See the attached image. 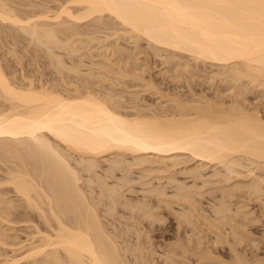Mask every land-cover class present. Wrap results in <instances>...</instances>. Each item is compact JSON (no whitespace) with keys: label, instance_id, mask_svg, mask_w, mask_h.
I'll return each instance as SVG.
<instances>
[{"label":"bare ground","instance_id":"6f19581e","mask_svg":"<svg viewBox=\"0 0 264 264\" xmlns=\"http://www.w3.org/2000/svg\"><path fill=\"white\" fill-rule=\"evenodd\" d=\"M60 1L50 10L45 0H0V264L21 255L31 264H150L142 243L150 234L140 229L163 220L161 204L176 216L173 256L212 264L221 260L215 242H225L224 264H264L236 247L255 242L245 229L250 212L223 199L242 186L261 198L264 173L219 185L213 216L197 201L201 192L175 175L203 178L213 163L234 175L250 159L264 166V116L241 101L243 81L264 91V0ZM141 40L173 78L187 79L197 62L217 65L236 88L233 99L161 94L164 104L154 109L124 94L117 86L125 79L159 93L138 72ZM76 43L109 53L81 74ZM25 52L35 67L44 55L55 75L18 74L23 65H13ZM133 168L141 197L132 196Z\"/></svg>","mask_w":264,"mask_h":264},{"label":"rangeland","instance_id":"374dc122","mask_svg":"<svg viewBox=\"0 0 264 264\" xmlns=\"http://www.w3.org/2000/svg\"><path fill=\"white\" fill-rule=\"evenodd\" d=\"M60 2H61L60 0H45L44 4L45 6L50 7V10L51 9L54 10L55 7L58 6ZM93 34H96V35H93ZM93 34H91V36L101 35V33H97V32ZM94 41L95 40H93L92 42ZM127 41L129 40H124L123 38H121L117 42L120 48L129 50L132 44ZM94 43H90L92 46L90 47L87 46V48L84 47L85 45L83 46L81 45L82 47L79 46L80 47L79 48L76 43V46H77L76 51H78V48L80 50L78 52H75L74 54L76 55L78 53L79 55L82 53L81 54V59H82L81 74H84L88 71V68L91 65L92 61H97L101 57L99 53L106 51L104 48H98V47L95 48L93 46ZM139 44L140 46H138V48L140 47V49L139 50L136 49V50L140 52L139 54L136 55V61L142 67L143 71L138 70V72L144 80L146 81L151 80L153 84L155 85V87L159 90V93L156 92L154 88L146 89L145 87H143L142 86L143 82L139 79H136V80L125 79L123 83H120L117 86V88L122 89L123 93L126 95H129L135 92L136 95H138L137 100L140 104L145 105V106L147 105L146 106L147 108L155 109L164 104V100L163 98H161V94H177V95H183V96L188 95L192 97L193 99H198L200 97H205L206 99L212 98L214 100L222 102L224 105H228L229 102L233 99V97L231 99V96H232L231 92H233L234 89L236 88H234L232 83L231 85L233 87L230 85L231 79H229L228 75H225L224 73L222 74L219 73L221 69L220 67H217V65L210 64L209 62H197V64H195L194 62L191 61V63L195 64V65L193 64V66H195L194 68H196L193 74L187 77V79H184V77L182 76L173 78L172 72L164 69L165 66L164 64H162L161 57L155 55L150 50L147 42L145 40H141ZM136 50H133V51L135 52ZM27 53L26 55L23 53L22 55H24V57L19 58L20 60H23V61L18 60V62L15 63V64L19 63L21 65L14 64L17 67V69L13 65V68L17 71L22 69V65H23V68L26 70L25 71L23 69L21 71H18V74L19 72H23V73L25 72L27 75L31 76L33 75L32 74L33 70L35 71V69L37 68V72H38L39 68H41L42 70L40 69L39 73H42L40 71H43L44 75L48 77L51 75L50 73H52V75H55L54 68L49 66L48 62H46L47 59L44 57V55H42V58L40 57L39 59L40 61L36 64L37 67H35L34 62L31 65L32 60L28 59L29 54L27 55ZM105 53L108 54L109 51L107 50ZM161 54H163V52H161ZM114 58L115 56L111 57V59H114ZM64 59H65L66 64H70L73 61L65 55H64ZM38 64L41 67H39ZM37 72H36V76L40 75ZM45 73H47L48 75ZM243 82H244V86L242 88V91H243L244 99L246 100H241L240 99L241 97H239L238 99L241 100L243 104L246 105L247 107L255 108V111H257L259 115L264 116V93H262L264 91H262L261 89H257L258 87L256 88L251 87V84H249L247 81H243ZM253 160L256 162L255 159ZM250 161L251 159L249 161L245 160V163L243 162L242 165L241 163H238V166L236 164V166H234V169L238 172V174L234 173V175L233 173H230L229 170L226 171L227 169L223 167L221 164H217V163L209 164V166L207 165L206 167H204L205 169L202 170V173H201L204 179L202 178V176L199 178L197 177V179L196 178L193 179L194 177L191 178L190 175L188 176L186 173L185 174L182 173V171L176 173L175 175H176L177 180L178 179L179 181L182 180V182L188 185L189 187L194 188L195 186V188H197V189L194 188L195 191L198 190L196 191L197 193L201 192L200 194H198V196H196L197 201L207 211V212L204 211L205 214L208 213L207 215L213 216L212 210L210 211L209 204H211V206H214L216 204L214 202H217L220 198H222L221 197L223 196L222 192L221 190L218 189L219 185L226 184V183L236 184L237 182L238 183L241 182L240 186H242L243 183L247 181L249 182L250 180H252L254 176L258 177L259 174L264 173V170H262L264 169V166L261 165V162L257 161V163H253L252 161L251 162ZM189 163H193V161L191 162L189 161ZM133 169H134L133 173L131 174L135 175L134 182H133L134 184L132 183L131 184L132 186H135L134 189L136 188L137 192H134L135 194L133 193L131 194H133L132 195L133 197H136V195L139 193L137 197H141L142 195H141V192L139 191L140 189L139 186L141 185L139 184V182L136 181L137 180L136 175H137L138 170L135 168ZM213 172H217L215 173L216 175L213 174ZM222 174H224L226 177L225 176L222 177ZM248 176H250L251 178ZM228 179L229 181H226ZM135 182L136 184H139V185H136ZM154 182H156V180H154ZM190 185H193V186H190ZM260 187L264 189V184L260 185ZM246 188L247 187L243 188L242 186V188L240 187L237 190L234 189L232 192V195L227 196V197L223 196V199L227 202V204L229 203L228 205L231 206L232 204L233 207L235 206V203H238V204L243 203L245 205L244 210H247V212L248 213L250 212L249 214H251L250 218L252 219V221L251 220L248 221L247 219L248 225L245 226V229L246 228L248 229V230L246 229V231H249L251 233V236L254 238L255 242L253 244V243H248L245 240L244 241L241 240L239 241L240 243L236 245V247L239 251H242L246 254L247 259L249 261L253 262L255 261L254 259H256L257 257L264 258V196H261V198H258V197L256 198L255 195H252L251 193L249 194L248 193L249 191ZM168 189L169 190L167 191L169 193L171 189L170 188ZM261 194L264 195V190H262ZM161 206L158 207L159 208L158 210H159V213L161 211V216H163V220L159 222H155L152 226H150L151 229H149V226H147L148 223L145 222L143 224V227L141 226L142 229H140L141 231H145L147 227L148 229H146V232L150 234L149 235L150 237H148L149 239H146V241L142 240L143 242L141 241L142 243L146 245V247L150 251H152L150 254L151 257L149 258L150 264H194L195 261L193 260V258L190 259V258H187L186 256H179V255L173 256L171 252L169 251V249L171 247H174L175 245V242H173L175 241L173 238V234H174V231L176 230L175 228H176L177 221L176 219H174L176 216L173 217L174 210L171 211L169 210V208L167 209V207H164V205L162 204ZM178 208L180 207L174 204V209H178ZM156 209L157 208H155V211ZM236 218L238 220L241 219V216L239 213L236 214ZM190 228L191 227H188L186 228V230H189ZM199 229H201V232H202V233H199V236H201L203 239L205 237V234L203 232L206 231L205 233H207V229L203 225ZM21 238L22 240H25L24 242H22V244L25 245L24 247L29 246L28 243L30 244L31 241L29 239L27 240V238L24 237V234L22 233H21ZM205 239L206 238H204V240ZM134 241L135 240H133V242ZM217 243L215 242L217 247H215L216 246L215 244H214L215 246L213 247V250L215 249L214 251L216 252L214 253V255L215 254L219 255V257L221 258L220 261L222 262L223 260L224 262L221 263L219 261L220 262L219 263L217 261H214L215 263L213 262L212 264H224L226 261L224 259H227V262L229 261L228 263H230L231 258L229 260L230 253L228 252L227 244L225 242H222V243L219 242L218 244ZM201 244L203 245V243ZM166 255L172 256L173 259L171 260V259L166 258L167 257ZM17 258L18 260L17 262H14V264H31L28 262L30 261V259L26 258L24 255H21Z\"/></svg>","mask_w":264,"mask_h":264}]
</instances>
